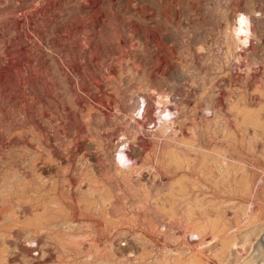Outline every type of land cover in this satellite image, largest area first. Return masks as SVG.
<instances>
[{"label":"rangeland","instance_id":"374dc122","mask_svg":"<svg viewBox=\"0 0 264 264\" xmlns=\"http://www.w3.org/2000/svg\"><path fill=\"white\" fill-rule=\"evenodd\" d=\"M262 253L264 0H0V264Z\"/></svg>","mask_w":264,"mask_h":264},{"label":"bare ground","instance_id":"6f19581e","mask_svg":"<svg viewBox=\"0 0 264 264\" xmlns=\"http://www.w3.org/2000/svg\"><path fill=\"white\" fill-rule=\"evenodd\" d=\"M246 21H247V19L244 17L243 14H242V15H239V18H238V24H237V28H236V30H237V32H238V36H239L240 33H242V35L245 34L244 36L246 37V32H247ZM247 24H248V23H247ZM242 35H241V36H242ZM248 36H249V35H248ZM239 39L242 40V38H239ZM245 39H246V38H244L242 41L244 42ZM241 40H240V41H241ZM121 152H122V151H121ZM121 152H120V154H122V155H120V157L123 156L124 159H125V155H124L123 153H121ZM124 159H123V160H124ZM257 257H258V260H256ZM250 258H251L250 261H252V262L247 261L248 263L250 262V264H264V253L260 254L259 256L256 255V256H253V257H250ZM259 258H260V259H259ZM255 260H256V262H255Z\"/></svg>","mask_w":264,"mask_h":264}]
</instances>
